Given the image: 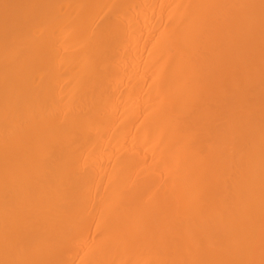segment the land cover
<instances>
[{"label": "bare ground", "instance_id": "1", "mask_svg": "<svg viewBox=\"0 0 264 264\" xmlns=\"http://www.w3.org/2000/svg\"><path fill=\"white\" fill-rule=\"evenodd\" d=\"M0 264H264V0H0Z\"/></svg>", "mask_w": 264, "mask_h": 264}]
</instances>
